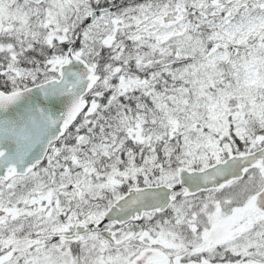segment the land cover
I'll return each instance as SVG.
<instances>
[{"label": "rangeland", "instance_id": "1", "mask_svg": "<svg viewBox=\"0 0 264 264\" xmlns=\"http://www.w3.org/2000/svg\"><path fill=\"white\" fill-rule=\"evenodd\" d=\"M100 1L46 0L36 7L25 0H0V58L6 60L0 62V82L18 89L47 79L60 60L59 53L64 57L68 44L75 40L89 62L106 46L116 50L112 54L118 60L132 58L144 72L150 71L153 63L167 70L169 86L161 88L158 99L153 83L161 73L144 79L138 70L123 69L122 62L117 63L112 55L95 67L108 71L99 87L111 91L99 94L102 90H93L102 103L90 106L75 129L98 133L94 145L101 146L110 158L113 194L131 181L177 184L178 165H205L215 159L228 148V137L223 136H230L231 131L264 133V12L243 4L255 0H111L117 5L114 11L94 24H84L90 5ZM177 5L183 8L181 21L162 23L167 10L177 13ZM242 7L250 9L240 12ZM226 13L230 20H225ZM249 17L253 18L247 20ZM205 27L211 29L206 31L211 42L221 45L210 55L206 54V37L199 32ZM243 31L258 36L249 44L254 54L232 56L229 47L243 39ZM123 41L129 44L120 53ZM35 42L45 50L30 54ZM17 43H24L23 50L17 49ZM168 65L170 69L163 68ZM142 91L151 94V103L138 101L136 109L120 110L117 96L137 99ZM99 104L118 107L117 112L106 116ZM217 131L219 138L215 137ZM86 144L93 146L92 140ZM231 190L218 198H184L175 208L184 212L189 224L196 221L192 216L200 215L193 214L194 209H203L200 213L205 216H221L216 226L220 252L209 249L203 264H264V214L255 209L235 212V207L243 209L248 202L232 197ZM247 220L250 222L244 226ZM133 249V245L127 246V257ZM226 250L236 257H229Z\"/></svg>", "mask_w": 264, "mask_h": 264}, {"label": "flooded vegetation", "instance_id": "2", "mask_svg": "<svg viewBox=\"0 0 264 264\" xmlns=\"http://www.w3.org/2000/svg\"><path fill=\"white\" fill-rule=\"evenodd\" d=\"M243 4L254 5L257 11L264 12V2L260 0H255L254 3L246 1ZM107 5H112L115 9L117 7L111 0H101L100 4L92 3L90 6L94 9ZM240 9L242 12L250 7ZM224 16L225 20L231 19L227 13ZM251 18L253 17L247 20ZM210 30L206 27L199 29L202 37H206L208 55L212 44L216 43V51L221 46L216 41L211 42L206 33ZM245 32H242L243 39L235 41L229 47L232 56L254 54L251 53L252 47L249 50V44L254 43L258 36ZM128 44L129 41H123L120 53L127 49ZM78 46L75 40L74 52L83 56ZM103 52H108L106 46L103 47ZM111 53L115 54L116 50ZM100 54L89 62L94 67L105 61L98 57ZM167 54L166 57L170 58ZM158 67L160 66L154 65L155 69ZM170 67L163 66L165 69ZM96 71L100 78L105 72L103 69ZM8 84L0 82V89H11ZM98 87L99 82H96L86 94L87 107L102 101L93 94L94 89L102 90L99 94L111 91L107 86ZM154 88L159 91V99L160 90L156 85ZM138 95L137 99L122 96H117V99L120 102L151 103L150 93L142 91ZM77 123L78 120L67 128L65 134L49 146L43 159L27 172L15 173L9 164L0 163V264H203L209 249L220 252L218 249L221 245H217L219 231H216V226L220 223L221 216L216 210L213 216H205L200 213L203 209H194L198 212L192 213L200 215L192 216L196 221L189 224L188 217L182 210L175 208V203L184 198L204 195H215L218 198L223 191L232 189V197L248 202L243 209L235 207V212L243 214L254 210L256 192L264 185V178L257 167L247 169L241 178L223 188L191 196L184 195V189L174 184V200L166 210L144 213L142 218L127 222L111 221L104 217V213L112 200L131 186H141L142 182H126L116 188V193L113 194L110 189V158L108 159L101 146L94 145L98 141V133L95 130L79 131L75 129ZM217 132L215 137L219 138L220 131ZM261 133L248 130L237 134L231 131L230 136H223L228 137V148L222 149L215 159L205 165L192 164L188 167L204 168L233 153L254 151L264 145V133ZM84 138H88V141H82ZM89 140H92L93 146L86 144ZM249 222L245 221L244 226ZM128 245H133L134 249L127 257Z\"/></svg>", "mask_w": 264, "mask_h": 264}, {"label": "water", "instance_id": "3", "mask_svg": "<svg viewBox=\"0 0 264 264\" xmlns=\"http://www.w3.org/2000/svg\"><path fill=\"white\" fill-rule=\"evenodd\" d=\"M29 1L39 4L43 0ZM111 10L112 7L95 9L86 22L93 23ZM162 20L177 22L180 17L168 11ZM215 47L213 44L209 51ZM72 49L70 44L58 65L57 77L11 92L0 90V163L9 164L15 173H25L41 161L48 146L64 134L87 105L82 96L99 76ZM251 167H258L264 177V145L252 152L232 154L204 169L179 166L177 176L184 194L192 195L222 188ZM172 191L166 184L132 187L110 205L104 217L121 223L141 218L146 211H163L173 200ZM254 204L264 213V185L256 193Z\"/></svg>", "mask_w": 264, "mask_h": 264}, {"label": "trees", "instance_id": "4", "mask_svg": "<svg viewBox=\"0 0 264 264\" xmlns=\"http://www.w3.org/2000/svg\"><path fill=\"white\" fill-rule=\"evenodd\" d=\"M32 42H34V41H32ZM37 44V45H36ZM40 42L39 43H36L35 42V48H32L31 50H30V54H35V52L36 51H34V50H38L39 48H40ZM41 50H45L44 48H40ZM59 56H60V58L62 57V53H59ZM149 70L151 71V70H155V69H150L149 68ZM138 71H140V73H142L143 72V69H138ZM142 77H144V78H146L147 80L149 79V77H150V73H147V74H144V75H142ZM165 80H167V79H165ZM161 81V79L159 78V80H158V82H160ZM102 103V102H101ZM100 103V104H101ZM99 104V107H101V108H99V110H100V112L102 113V114H104V115H106V116H110V115H114L116 112H117V108L118 107H113L112 105H107V107L106 108H103L101 105ZM119 107H120V110L122 111V108L124 107L125 109L124 110H126V109H128V108H132V109H136V104H134V102H125V103H122L121 102V105H119V104H117ZM119 110V111H120ZM102 122H104L105 120H101ZM97 127H99V126H97ZM96 129V128H95ZM226 253H227V255L229 256V257H232V258H235L236 256L235 255H231L230 254V252L228 251V250H226L225 251ZM237 257H240V256H237Z\"/></svg>", "mask_w": 264, "mask_h": 264}]
</instances>
